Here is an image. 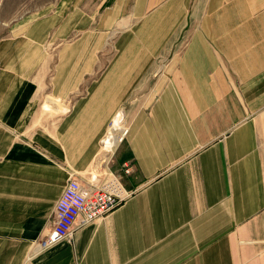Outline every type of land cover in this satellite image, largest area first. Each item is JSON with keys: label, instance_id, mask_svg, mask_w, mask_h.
<instances>
[{"label": "crops", "instance_id": "0c3cea01", "mask_svg": "<svg viewBox=\"0 0 264 264\" xmlns=\"http://www.w3.org/2000/svg\"><path fill=\"white\" fill-rule=\"evenodd\" d=\"M9 19L0 264H264V0H37ZM119 117L131 196L38 251Z\"/></svg>", "mask_w": 264, "mask_h": 264}, {"label": "built area", "instance_id": "2783aa9c", "mask_svg": "<svg viewBox=\"0 0 264 264\" xmlns=\"http://www.w3.org/2000/svg\"><path fill=\"white\" fill-rule=\"evenodd\" d=\"M127 132L126 129L116 146L124 142ZM124 173H130L128 166ZM130 196L131 191L125 188L122 175L112 172L108 165H95L87 176L72 174L56 205L54 223L46 236L36 242V249L46 251L64 240L72 239L78 228L104 219Z\"/></svg>", "mask_w": 264, "mask_h": 264}, {"label": "rangeland", "instance_id": "374dc122", "mask_svg": "<svg viewBox=\"0 0 264 264\" xmlns=\"http://www.w3.org/2000/svg\"><path fill=\"white\" fill-rule=\"evenodd\" d=\"M11 1L12 0H0V38L6 33L8 29L10 21L9 16H16L17 14H19V12H22L29 3H33L37 0H18L17 4L14 6V9L9 11V2ZM125 127L126 122L124 120V117H119V119H117V121L111 126L109 130L110 134L121 137L122 133H124L123 131L125 130ZM117 147L118 146H116L113 152L107 156V163L105 165L103 164V166L106 167L108 165L109 167H111V158L113 157V153H115ZM100 158L101 154L99 156V160L96 162L95 165L101 164Z\"/></svg>", "mask_w": 264, "mask_h": 264}, {"label": "bare ground", "instance_id": "6f19581e", "mask_svg": "<svg viewBox=\"0 0 264 264\" xmlns=\"http://www.w3.org/2000/svg\"><path fill=\"white\" fill-rule=\"evenodd\" d=\"M125 130H126V128H125ZM125 130L123 131V132H125ZM110 136H111V134H110V131H109V133L107 134V136L105 137V139L103 140V146H102V151H101V158H100V162H101V164L100 165H103V163H104V161H105V158L111 153V152H113V148L117 145H115V144H113L112 142H111V139H110ZM121 136H123V133H122V135ZM118 138H121V137H119V136H117Z\"/></svg>", "mask_w": 264, "mask_h": 264}]
</instances>
